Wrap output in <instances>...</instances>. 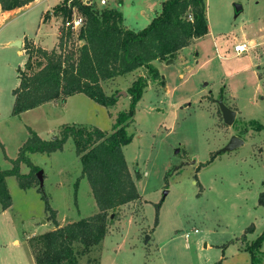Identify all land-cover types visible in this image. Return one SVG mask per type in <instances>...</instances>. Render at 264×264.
<instances>
[{"label":"rangeland","instance_id":"rangeland-1","mask_svg":"<svg viewBox=\"0 0 264 264\" xmlns=\"http://www.w3.org/2000/svg\"><path fill=\"white\" fill-rule=\"evenodd\" d=\"M93 4L102 8L98 0ZM111 4L108 0L106 5ZM205 4L210 35L188 47L182 60L155 61L157 80H150L142 67L103 81L105 93L118 98L108 107L78 93L64 106L53 101L49 103L61 105H40L21 116L12 115V92L19 83L18 69L27 59V38L43 40L42 45L51 49L58 25L59 35L63 32L62 18L57 15L37 31L35 10L0 30L4 149L0 146V170L11 167L21 133L24 130L28 137V128L43 139L72 123L110 132L117 114L130 105L127 88L140 76L148 78L128 127L133 137L123 147L141 198L110 212L101 246L80 256L77 264H251L244 247L264 229V207L258 204L264 191V0H205ZM235 4L241 9L236 10ZM123 13L128 28L145 26V19L132 7ZM22 34L19 48L8 45L9 39ZM243 41L253 48L235 54L233 46ZM69 42L70 47L78 44L75 36ZM220 97L236 112L231 125L223 121L216 103ZM258 124L261 129L255 128ZM232 136L243 143L221 152ZM29 158L43 172L42 188L56 221L69 223L98 211L71 138L60 150L30 153ZM28 170L27 165L20 166L21 173ZM6 183L12 204L7 210L0 206V264H34L30 238L53 228V220L37 186L23 189L14 176ZM257 256L256 264H264V240Z\"/></svg>","mask_w":264,"mask_h":264},{"label":"trees","instance_id":"trees-1","mask_svg":"<svg viewBox=\"0 0 264 264\" xmlns=\"http://www.w3.org/2000/svg\"><path fill=\"white\" fill-rule=\"evenodd\" d=\"M31 1L0 0V6L2 10H10ZM70 4L82 18L77 31L64 26L72 11L67 0H62L53 8V14L62 18L63 32L58 37V44L51 49L36 46L32 41L25 45L27 59L24 67L18 69L19 83L12 92V115L44 103H63L77 93H83L101 105L112 106L118 98L115 93H105L103 81L142 67L147 69L150 80H157L160 74L155 61L177 57L181 49L208 32L205 0H163L160 11L139 30L126 27L122 12L111 5L97 8L93 3L80 0H72ZM48 16L47 11L44 18ZM71 36L78 41L76 47L69 46ZM148 78L140 76L127 88L130 105L117 114L110 132L72 123L63 124L56 136L43 139L28 128L29 136L19 147L16 158L10 159L11 167L0 170L1 209L6 210L12 204L6 178L14 176L23 189L38 187L44 209L55 225L54 229L30 238L35 264H77L80 256L101 244L107 233L110 212L141 198L128 169L123 147L133 137L128 127L134 121L135 104ZM255 128L261 129L260 124ZM69 138L75 145L81 176L88 180L98 211L59 226L56 212L37 178L40 168L32 164L29 154L60 150ZM0 146L3 149L1 142ZM21 164L28 166L27 173H21ZM258 204L264 207V191L259 194ZM253 230V225L248 228L249 232ZM263 240L264 229L244 247L250 254L251 264L258 262L257 252ZM75 244L80 248L76 249Z\"/></svg>","mask_w":264,"mask_h":264},{"label":"crops","instance_id":"crops-1","mask_svg":"<svg viewBox=\"0 0 264 264\" xmlns=\"http://www.w3.org/2000/svg\"><path fill=\"white\" fill-rule=\"evenodd\" d=\"M52 0H33V1H31L30 3H28V4H26V5H24V6H21V7H16V8H14V9H10V10H2L1 9V6H0V30H1V28L2 27H4L6 24H8V23H10V22H12V21H14L16 18H25V17H28L27 15L29 14V12H32V11H34L35 12V10H37V14L36 15H38L37 16V19H36V25H37V31L40 29V30H42V27H47V26H49L50 25V23L52 22V21H54L53 19H56V18H58V16L57 15H54L53 14V9H50L53 5H55V4H59V1H61V0H56V3L54 4V3H52L51 2ZM118 1H121L120 2V4H118L117 5V2H115L114 0H110V2H112V6L113 7H116L118 10H120L121 12H122V14H123V18H124V22H125V26L127 25L126 24V17H125V15H124V13H123V9L124 8H128V7H132V9L134 10V11H136V14L139 16V17H141V18H144L145 19V26L150 22V20L160 11V9H161V4H162V2H163V0H118ZM155 2V3H154ZM156 4H158L159 6H158V8L156 9L155 8V5ZM154 7V9L152 10V8ZM146 10H147V12H146ZM48 11V13H49V16L46 18V20L44 19V15H45V13ZM151 11V12H150ZM149 14V15H148ZM3 23V24H2ZM208 23V22H207ZM59 26V25H58ZM58 26H57V28H56V33H55V41L53 42L54 44H53V46L52 47H54L55 45H56V43H57V39H58V36H59V29H58ZM127 27V26H126ZM51 28V27H50ZM23 36H14V38H11V39H9L8 40V45H12V42L13 41H15V40H21V39H23L24 40V35L25 34H22ZM208 35H210L209 34V29H208V32L204 35V36H202V37H200V38H203V37H206V36H208ZM26 38H27V36H26ZM200 38H196V39H194L193 41H192V43H190L188 46H186V47H184L183 49H181L178 53H177V57L176 58H178V59H180V60H182L183 58H185V51H186V49L188 48V47H190V46H194V44H195V46H196V44H197V42L199 41V39ZM28 40H30V41H32L36 46H41V47H43V48H46V47H44V45H42V41L43 40H37V39H35V38H27ZM42 39V38H41ZM213 40H214V47H215V50H217V48H218V43H216V40H217V37H213ZM252 42H254V41H252ZM52 47H50V48H52ZM47 49H49V48H47ZM18 53L19 54H24V49H23V51L22 50H18ZM183 54V55H182ZM78 94V93H77ZM75 95V94H74ZM73 96V95H72ZM69 98H71V96H69V97H67L66 98V100L62 103L63 104V106L64 105H66V102H67V100L69 99ZM44 105H51V106H59V105H61V104H59V105H53L52 103H44V104H42L41 106H44ZM39 107V106H38ZM27 111H29V110H27ZM27 111H24V112H22V113H20L19 115L21 116V114H24L25 112H27ZM18 115V116H19ZM9 120V119H8ZM26 138H27V134H26V132L23 130V132L21 133V137H20V139H19V141H18V143H17V147L19 146L20 147V145L21 144H23V141L24 140H26ZM1 140V139H0ZM2 141V140H1ZM23 164H21V166H22ZM11 176H8L7 178H6V181H7V179H9ZM7 184V183H6ZM10 208V207H9ZM7 210V209H6ZM44 223H48L47 222V220L46 221H44ZM57 223H58V225L59 226H62V225H64L66 222H64V223H61V222H59L58 220H57ZM49 224V223H48ZM53 228H55V226L53 225ZM53 228H51V229H48V230H45L44 232H46V231H49V230H52ZM37 234H40V233H37ZM33 235H35V234H33ZM29 237V236H28ZM148 239H150V237L148 238ZM16 240H14V242H15ZM33 260V259H32ZM33 263H34V261H33ZM35 264V263H34Z\"/></svg>","mask_w":264,"mask_h":264},{"label":"water","instance_id":"water-1","mask_svg":"<svg viewBox=\"0 0 264 264\" xmlns=\"http://www.w3.org/2000/svg\"><path fill=\"white\" fill-rule=\"evenodd\" d=\"M236 10H240L241 9V5L240 4H235L234 5ZM22 41L21 40H15L12 42V45H15L16 47H20L21 46ZM168 62H172V59H168ZM216 103L218 104L222 115H223V121L224 123L231 125L236 117V112L232 109H230L229 107H227L224 102L222 97H220L219 99L216 100ZM243 143V140L237 136H232L230 141L227 143V145H225L222 149L221 152L227 151V150H231L234 149L235 147H238L239 145H241ZM37 178L39 179V184L40 186L43 185V172L42 170H39L37 172ZM149 238V236H146V240Z\"/></svg>","mask_w":264,"mask_h":264},{"label":"built area","instance_id":"built-area-1","mask_svg":"<svg viewBox=\"0 0 264 264\" xmlns=\"http://www.w3.org/2000/svg\"><path fill=\"white\" fill-rule=\"evenodd\" d=\"M62 1V0H61ZM72 0H67V6L71 8V17L67 19L64 23V26L70 27L71 30L77 31L79 27L82 24V18L81 16L77 13V10L75 6H72L71 3ZM82 3H94L95 0H80ZM100 6L104 7L107 6L106 4L108 3V0H98ZM253 48V44H250L247 41L243 42H238L233 46V51L235 54H242L245 53Z\"/></svg>","mask_w":264,"mask_h":264}]
</instances>
